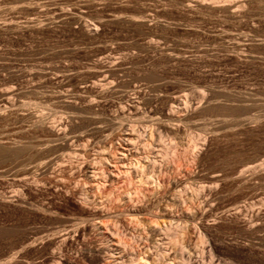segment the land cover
<instances>
[{
	"label": "rangeland",
	"instance_id": "obj_1",
	"mask_svg": "<svg viewBox=\"0 0 264 264\" xmlns=\"http://www.w3.org/2000/svg\"><path fill=\"white\" fill-rule=\"evenodd\" d=\"M0 144V264H264V0H0Z\"/></svg>",
	"mask_w": 264,
	"mask_h": 264
},
{
	"label": "bare ground",
	"instance_id": "obj_2",
	"mask_svg": "<svg viewBox=\"0 0 264 264\" xmlns=\"http://www.w3.org/2000/svg\"><path fill=\"white\" fill-rule=\"evenodd\" d=\"M2 145H3V144H0V151H3V149H1ZM149 178H150V177H149ZM152 180H153V179H152ZM176 231H178V230H176ZM168 232H169V231H168ZM177 236H178V235H177ZM119 244H120V243H119ZM120 245H121V244H120ZM123 246H124V244H123ZM106 248H107V247H106ZM124 249H125V248H124ZM159 249H160V248H159ZM160 250H161V249H160ZM157 255L163 260L164 263H166V264H170V263H169V260L167 259L168 256H166L163 252H158ZM120 257H122V256H119V258H120ZM131 260L133 261L132 258L130 259V261H131ZM128 261H129V260H128ZM132 261H131V262H132ZM106 262H107V261H106ZM127 263H128V262H127ZM124 264H125V263H124ZM133 264H149V263H148V261H147L146 258H145V259H144V258H139L136 262L134 261Z\"/></svg>",
	"mask_w": 264,
	"mask_h": 264
}]
</instances>
